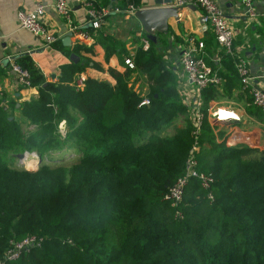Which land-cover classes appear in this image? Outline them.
I'll list each match as a JSON object with an SVG mask.
<instances>
[{"label": "trees", "instance_id": "obj_1", "mask_svg": "<svg viewBox=\"0 0 264 264\" xmlns=\"http://www.w3.org/2000/svg\"><path fill=\"white\" fill-rule=\"evenodd\" d=\"M106 36L109 59L123 48ZM154 46L138 50L135 69L110 67L112 80L88 77L81 90L77 73L105 70L90 57L64 65L58 82L23 63L39 94L20 117L0 107V260L11 240L36 234L42 245L6 264H264V150L218 141L205 116L198 125ZM81 51L93 49L64 50ZM136 69L151 81L149 105L129 85ZM201 95L203 112L221 96L214 85ZM25 152L38 168L14 165ZM192 154L214 182L192 177L174 206L165 195Z\"/></svg>", "mask_w": 264, "mask_h": 264}, {"label": "crops", "instance_id": "obj_2", "mask_svg": "<svg viewBox=\"0 0 264 264\" xmlns=\"http://www.w3.org/2000/svg\"><path fill=\"white\" fill-rule=\"evenodd\" d=\"M65 1L69 8V16L58 12L56 9L57 0H0V32L2 35L0 59H3L0 62V107L8 109L9 113L20 117L18 107L24 101L37 97L39 94L37 87L24 86L19 83L12 68L13 63L22 66L25 61L30 60L41 70L48 82H58L63 66L74 62L71 55L75 52L67 55L64 50L73 49L76 44L80 43L92 47L93 52L81 51V55L75 53L78 56V61L82 55L87 56L105 69L101 71L94 67H87L80 73H83L87 78L112 80L108 69L112 67L121 72L126 71V58L132 57L135 63V56L138 50L143 48L144 41L147 39L150 42V47L153 42L156 52L176 73L178 87L185 101L197 103L199 98L201 99V103L197 104L198 109L207 117L218 141H225L227 146L244 144L264 150V112L254 105L249 87H246L241 81L235 57L230 55L226 48L217 41L212 26L204 19L202 9L196 8L193 3L178 7L177 16L170 17L168 20L167 30H154L156 41H153L148 38L147 32L135 12L141 8L163 5L176 7L172 5L173 0L169 3H165L163 0L161 5L156 4V0ZM245 1L216 0L217 4L225 11L234 29V49L246 59L253 77V85L264 90V0H250L251 8L255 12L254 16L248 12ZM37 3L47 5L42 21L48 34L58 37L52 44L46 43L43 37L36 36L19 23L18 11L33 9ZM91 8H107L113 9V11L105 17L102 26L95 29L88 26ZM117 8L119 11L114 10ZM72 27H77L87 34V43H83L82 37L76 32H73L71 37V45L63 42L67 33L72 32ZM106 35L115 38L123 48L120 53H112L109 59L106 46L101 42V39L107 37ZM191 37H196L204 42L202 57L222 76V83L217 86L221 96L211 99L205 112L200 110L203 103L201 90L187 80L180 63L183 51L190 46L189 39ZM80 73H77L74 79ZM150 84L151 81L146 73L136 69L131 74L129 85L133 86L134 90L143 97L148 96ZM226 91L230 93H225ZM13 103H16V108H13ZM211 108L222 109L223 117H228L226 113H230V111H233L237 117L219 119L212 115Z\"/></svg>", "mask_w": 264, "mask_h": 264}, {"label": "built area", "instance_id": "obj_3", "mask_svg": "<svg viewBox=\"0 0 264 264\" xmlns=\"http://www.w3.org/2000/svg\"><path fill=\"white\" fill-rule=\"evenodd\" d=\"M190 3H193L194 5L203 10L204 19L212 26L217 41L220 43V45L226 48L227 52L230 55H233L235 57L236 68L238 70L239 75L241 76L242 83L246 87H249L253 97L254 105L261 108V110L264 112V90L253 85V77L250 74L246 59H244L234 49L233 44L235 39V32L229 22V19L225 14V11L217 4L216 0H173L172 5L176 7H181L187 6ZM245 4L248 6V12L252 16H254L255 12L251 8V1L246 0ZM46 8V4L37 3L33 9H20L18 11V20L22 27L30 30L36 36L43 37L46 43L52 44L57 40L58 37L54 35H49L47 32V28L43 24L42 16L46 12ZM56 9L61 14L69 16V8L65 0H57ZM114 10L119 11L118 8ZM111 11H113V9L109 10L107 8H91L89 10V22L92 23V27L95 29L100 28L105 21V17ZM71 30L72 32L78 33V35L82 37L83 43H87L88 36L85 32L80 31L77 27H72ZM1 36L2 35L0 32V39ZM189 40L190 46L183 51L180 61L182 70L185 73L187 80L190 83L195 84L200 90L208 87L209 85H220L222 83V76L217 70L209 66L201 55V52L204 48V42L196 37H191ZM149 48L150 42L146 39L144 41L143 49L148 50ZM2 61L3 59H0V62ZM125 63L131 69L135 68L134 59L132 57L126 58ZM12 68L16 73L20 84L24 86H31V76L27 68H24L21 65H18L17 63H13ZM86 80L87 77L83 73H80L74 79L72 85L76 89L81 90L85 87ZM200 100L201 99L199 98V102H197L196 105L201 103ZM150 103V97L144 96L140 103V106L149 105ZM221 111L222 109L219 108L210 109L212 115L218 117L219 119H234L237 117L235 113H233V111L232 117H222ZM203 119L204 114L198 109V125L202 123ZM198 149L199 146H193V151H197ZM197 163V158L194 156V154H192L187 161V166L184 174L179 176L175 180V182L169 187L165 197L166 199L170 200L174 206H177L179 205V203H181L185 189L189 183V180L192 177L199 178L205 188L211 187L212 183L214 182V177L211 174H206L197 170ZM178 215H180L179 212ZM43 240V237L36 234L28 235L21 240H11L10 247L6 252L4 259L0 260V264H6L7 261L19 259L24 252L30 250L33 247L41 246Z\"/></svg>", "mask_w": 264, "mask_h": 264}, {"label": "water", "instance_id": "obj_4", "mask_svg": "<svg viewBox=\"0 0 264 264\" xmlns=\"http://www.w3.org/2000/svg\"><path fill=\"white\" fill-rule=\"evenodd\" d=\"M171 0H164L165 3H169ZM163 0H156V4H162ZM197 8V6H196ZM178 7H171L169 5L156 6L151 8H141L135 12L136 17L141 21L145 31L147 32V36L150 40L156 41V35L154 33L155 29L160 31L167 30L168 20L170 17L177 16ZM88 26H92V23H89ZM73 32H68L64 37L63 42L67 45H71V37ZM71 59L74 62L78 61V56L73 53L71 55ZM29 152H25L20 155L22 162L24 163V159L27 158ZM35 156H38L35 152L32 153ZM41 162V159L38 158V163ZM39 165V164H38ZM38 168V166L36 167Z\"/></svg>", "mask_w": 264, "mask_h": 264}, {"label": "rangeland", "instance_id": "obj_5", "mask_svg": "<svg viewBox=\"0 0 264 264\" xmlns=\"http://www.w3.org/2000/svg\"><path fill=\"white\" fill-rule=\"evenodd\" d=\"M73 153H75L74 152V149H68V151H66L65 153H63V154H60L59 152H57V153H55L54 155H56V156H58V155H61V156H59V157H63V159H66V158H69V157H71V156H73ZM32 159V160H30V161H26V159ZM27 158H25L24 159V163L22 162V160L21 159H16L15 160V166H18V167H20V168H27L28 166H38V156H35V155H33L32 153H30L29 155H27ZM56 161V160H55ZM40 165V164H39ZM29 169V168H28Z\"/></svg>", "mask_w": 264, "mask_h": 264}, {"label": "bare ground", "instance_id": "obj_6", "mask_svg": "<svg viewBox=\"0 0 264 264\" xmlns=\"http://www.w3.org/2000/svg\"><path fill=\"white\" fill-rule=\"evenodd\" d=\"M222 113V115L224 114V112H221ZM226 114H228L227 116L228 117H232V111H230V113H226ZM223 117V116H222ZM26 161H27V159H26ZM25 162V161H24ZM37 167V165L35 166V167H32V168H29V169H35ZM28 168V167H27Z\"/></svg>", "mask_w": 264, "mask_h": 264}]
</instances>
